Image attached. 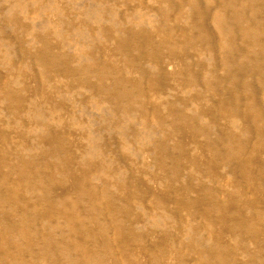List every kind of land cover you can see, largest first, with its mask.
Returning a JSON list of instances; mask_svg holds the SVG:
<instances>
[{
    "label": "rangeland",
    "instance_id": "obj_1",
    "mask_svg": "<svg viewBox=\"0 0 264 264\" xmlns=\"http://www.w3.org/2000/svg\"><path fill=\"white\" fill-rule=\"evenodd\" d=\"M177 1L0 0V263L200 264L204 260L217 264L220 255L226 264H257L260 259L264 264L263 107L245 106L251 87L238 91L241 79L225 87L230 80L222 78L218 57L223 47L236 57L234 64L242 65L241 74L246 73L242 78L251 79L260 104H264V71L240 60L219 34L225 24L214 14L222 1L229 0ZM254 1L248 0L246 7L237 0L231 7L250 19L253 7L264 0ZM250 28L255 30L256 24ZM253 38L250 35L247 42ZM248 55L253 56L252 63L257 61L255 54ZM252 71L256 73L251 75ZM237 93L242 97L237 104L243 120L236 126L229 97ZM220 98L229 101L219 106L223 110L214 104ZM213 115L219 116V131L230 137L222 140L223 145L215 144L216 151L210 147L214 131L208 121ZM208 131L210 137L203 133ZM223 146L235 149L219 155ZM239 146L242 150L236 152ZM60 199L63 204L56 203ZM230 213L250 222L248 234L235 240ZM4 221L15 225L16 236L1 224ZM209 232L212 239H207ZM46 238L52 244L44 253ZM201 241L207 243V258L201 257L205 247ZM63 246L70 248V255Z\"/></svg>",
    "mask_w": 264,
    "mask_h": 264
},
{
    "label": "bare ground",
    "instance_id": "obj_2",
    "mask_svg": "<svg viewBox=\"0 0 264 264\" xmlns=\"http://www.w3.org/2000/svg\"><path fill=\"white\" fill-rule=\"evenodd\" d=\"M56 1V0H55ZM177 1V0H176ZM189 1V0H188ZM220 1V0H219ZM222 1V0H221ZM220 1V2H221ZM225 1V0H224ZM241 1H244L245 3L244 4H246L247 2H248V0H241ZM249 1H253V2H255L254 0H249ZM257 1H259V0H256V3H257ZM169 2V1H168ZM179 1H177V3H178ZM186 1H184V3H185ZM262 2H264V1H261L260 2V4H257L256 6H254L253 7V13H251L252 14V16H251V18L249 19H245V18H243L242 17V15H241V11H240V9L238 10H236L235 8H233L232 9V7L231 6H233V5H235L236 3H237V0H229L228 1V3H224L223 1H222V3L223 4H221V6H220V8H219V10L214 14L215 15V17L216 18H214V19H217L218 17H221V18H219V19H222V24L221 25H223V23L225 24L224 25V30H222V28H221V30H222V32L220 33V31H219V34L221 35L222 34V38H223V40H225V41H223L224 43H225V45L227 46H225L226 48H231V49H233L235 52H236V56L238 55V58L240 59V60H242V61H247L249 64V67H250V65H251V67L252 66H255L254 68H256L257 69V71H258V69H259V71L261 70L262 72L264 71V62L262 61L261 62V55L263 54L264 55V3H262ZM240 3V2H239ZM169 4V3H168ZM194 4V3H193ZM197 4V3H196ZM213 4H214V2H213ZM182 5V4H181ZM201 5V4H200ZM217 5H218V3H217ZM167 6H169V5H167ZM175 6H177V8L176 9H178V4L176 5L175 4ZM183 6H185V4H183L182 5V8H183ZM252 6V5H251ZM190 7H192L193 8V6H191L190 5ZM198 7V6H197ZM237 7V6H236ZM246 7H247V4H246ZM95 8V7H94ZM180 8V7H179ZM200 7H198V9H199ZM245 8V7H244ZM204 9H205V7H204ZM214 9V8H213ZM215 9H216V7H215ZM232 9V10H231ZM206 10V9H205ZM210 10V9H209ZM90 11V10H89ZM169 11V10H168ZM192 11H194V10H192ZM196 11H197V9H196ZM195 11V12H196ZM201 11H203L202 9H201ZM212 11V10H211ZM231 11V12H230ZM178 12V11H177ZM190 12V11H189ZM189 12H188V17H194L193 15L192 16H189ZM195 12H192V13H194L195 14ZM206 12H208V11H206ZM205 12V13H206ZM252 12V11H251ZM103 13V12H102ZM162 13V12H161ZM199 14L201 13V12H198ZM202 13H204V12H202ZM201 13V14H202ZM209 13V12H208ZM208 13H206V15L208 14ZM212 13H214L213 11H212ZM211 13V14H212ZM250 13V12H249ZM198 14V15H199ZM177 15V14H176ZM180 15V14H179ZM178 15V16H179ZM197 15V16H198ZM204 15V14H203ZM165 16V15H164ZM200 16V15H199ZM101 17V16H100ZM162 17V16H161ZM173 17V16H172ZM196 17V16H195ZM201 17H203V16H201ZM205 17L206 16H204V19H205ZM108 18V17H107ZM165 18V17H164ZM185 18V17H184ZM188 19V18H187ZM195 19V18H194ZM192 20V21H195V20ZM230 19V20H229ZM95 20V19H94ZM190 20H191V18H190ZM199 20H200V17H199ZM198 21V20H197ZM196 21V22H197ZM201 21V20H200ZM203 21V20H202ZM205 21V20H204ZM216 22H217V20H215ZM105 22V21H104ZM175 22V21H174ZM179 22V21H178ZM178 22H176V25L178 26ZM199 22V21H198ZM218 22H220V21H218ZM185 23V22H184ZM187 23V22H186ZM251 23V24H250ZM256 24V29L255 30H253V29H251L250 27H252L253 26V24ZM102 23H100V25H101ZM140 24V23H139ZM188 24V23H187ZM193 23H191V25H192ZM198 24V23H197ZM219 25H220V23H218ZM175 25V24H174ZM174 25H170V27L171 26H173L174 27ZM188 25H190V23L188 24ZM200 25V24H199ZM204 25H205V22H204ZM176 26V27H177ZM185 26V25H184ZM172 27V28H173ZM201 27V26H200ZM218 27V26H217ZM223 27V26H222ZM255 27V26H254ZM250 28V29H249ZM71 29V28H70ZM130 29V28H129ZM175 29V28H174ZM183 29H185V28H183ZM219 29V28H218ZM119 30V29H118ZM125 30V29H124ZM123 30V31H124ZM186 30V29H185ZM185 30H184V32H185ZM127 31V30H126ZM129 31V30H128ZM128 31L127 32H125V34L124 35H122V37L123 36H125L126 35V33H128ZM134 31V30H133ZM198 31V30H197ZM200 31H202V32H205V29L204 28H201V30ZM208 31V33H209V29L208 30H206V32ZM119 31H117V33H118ZM174 32V31H173ZM83 33V32H82ZM130 33H131V31H130ZM169 33V32H168ZM175 33V32H174ZM173 33V34H174ZM183 33V32H182ZM181 33V34H182ZM193 33V32H192ZM198 33V32H197ZM102 34V33H101ZM132 34V33H131ZM134 34V33H133ZM136 34V33H135ZM187 34V33H186ZM186 34H185V36H182V37H187L186 36ZM211 34V33H210ZM235 34H237L238 35V39H237V37L235 36ZM120 35V34H119ZM128 35V34H127ZM137 35V34H136ZM169 35V34H168ZM171 35V34H170ZM194 35V34H193ZM199 35H201V34H199ZM250 35H252V36H254V38H253V41H248V42H250L249 44L250 45H248L247 43V40H249V36ZM87 36V35H86ZM103 36H104V34H103ZM107 36V35H106ZM117 36V35H116ZM143 36H145V35H143ZM213 36V35H212ZM102 37V36H101ZM121 37V36H120ZM126 37V36H125ZM125 37H124V39H125ZM129 37H131L130 35H129ZM133 37H134V35H133ZM132 37V38H133ZM136 37V36H135ZM193 37V36H192ZM199 37V36H198ZM200 37H202L201 39H203V37L204 36H200ZM205 37H206V35H205ZM105 38V37H104ZM115 38H117V37H115ZM114 38V39H115ZM137 38V37H136ZM135 38V39H136ZM165 38V37H164ZM175 38H177V37H175ZM194 38V37H193ZM212 38V37H211ZM211 38H209V39H211ZM94 39V38H93ZM118 39H119V37H118ZM117 39V40H118ZM123 39V38H122ZM121 38H120V40H122ZM124 39H123V42H125L124 41ZM127 39H129V38H127ZM127 39H125V40H127ZM137 39H139V37L137 38ZM150 39V38H149ZM160 39H161V37H160ZM170 39H171V37H170ZM216 39V38H215ZM235 39H237L238 40V42H237V40L235 41ZM134 39H132V41H133ZM141 40V39H140ZM143 40V39H142ZM147 40V39H146ZM157 40H159V39H157ZM175 41H176V39H174ZM194 40H195V38H194ZM214 40V39H213ZM119 41V40H118ZM132 41L130 40V42L132 43ZM134 41H137V40H134ZM169 41V40H168ZM172 41V40H171ZM197 41V40H196ZM199 41V40H198ZM130 42H128L129 44H130ZM151 42V41H150ZM203 42V41H202ZM220 42H222L221 41V39H220ZM223 42H222V44H223ZM247 42V43H246ZM122 43V41H120V43L119 44H121ZM126 43H127V41H126ZM125 43V44H126ZM127 43V44H128ZM138 43V42H137ZM137 43H135L134 45H136ZM153 43V42H152ZM159 43V42H158ZM190 43H191V41H190ZM190 43H185V46H187L186 44H189L190 45ZM192 43H193V40H192ZM210 43V42H209ZM214 43H216V42H214ZM218 43V42H217ZM174 44H175V42H174ZM177 44V43H176ZM202 44V43H201ZM200 44V45H201ZM206 44H208V43H206ZM211 44V43H210ZM210 44L208 45V46H210ZM44 45V44H43ZM117 45H118V43H117ZM124 45V44H123ZM138 45V44H137ZM136 45V46H137ZM143 45V44H142ZM142 45H141V47H142ZM162 46H163V44H161ZM165 45V44H164ZM220 45H221V43H220ZM127 46H129V45H127ZM126 46V47H127ZM132 46V44L130 45V47ZM146 46V45H145ZM149 45H147V47H148ZM207 46V47H208ZM214 45H212L211 47H213ZM45 47V46H44ZM47 47H48V45H47ZM146 47V48H147ZM161 47V46H160ZM159 47V48H160ZM174 47H175V45H174ZM191 47V46H190ZM220 47V46H219ZM50 48V47H49ZM118 48H120V47H118ZM129 48V47H128ZM145 48V49H146ZM155 48V47H154ZM187 48V47H186ZM194 48H196V47H194ZM52 49H54V48H52ZM133 49V48H132ZM138 49H140V48H138ZM142 49V48H141ZM140 49V50H141ZM209 49V50H208ZM207 50L210 52V47L208 48ZM214 50V47L213 48H211V50ZM217 49H220V48H217ZM216 49V50H217ZM223 51L220 53V54H222L221 56L219 55V57L218 58H221V61H218V62H222V68L221 69H223V73H224V76L222 77L223 79H228L229 78V80H230V85L228 84L227 86H225V87H228V86H230V87H232V85H233V82H234V80L236 79V78H239V79H241L242 81H240L241 83H240V85L239 86H241V89H240V87H238L239 89H237L238 91H244V92H246L247 91V89L249 88V87H251V91H250V94H248L247 95V97H246V102H244L245 103V106H251V107H254V105H255V103L256 104H258L259 105V108H261V106L263 107V109H262V111L264 112V104H260V102H261V100H260V102L259 101H257L256 99L258 98H256V96L254 95V93L255 92H257V91H254L255 89L251 86V84H250V80L248 81V79H246V78H242L243 77V75H244V77H245V74H241V72L242 73H244L243 71H242V68H240V67H242V65L241 66H237V64L235 65L234 63H236L237 62V60L234 58V56L232 57V56H229V54H227L226 52H225V50H227V49H225L224 47H223ZM47 50H49V49H47ZM118 51H119V49H117ZM122 50L124 51L125 49L124 48H122ZM122 50H120V51H122ZM150 50H152V49H150ZM189 50V49H188ZM248 50H249V52H248ZM40 51H41V49H40ZM55 51V50H54ZM130 51H131V48H130ZM129 51V52H130ZM139 51V50H138ZM142 51V50H141ZM147 51H149V50H147ZM153 51V50H152ZM218 51V50H217ZM50 52V51H49ZM48 52V53H49ZM133 52V51H132ZM137 52V51H136ZM253 53V54H255V56H254V59H255V57H256V60L257 61H255V63H252L251 62V59H249L250 57H253V56H250L249 58H248V56L250 55H248V53ZM47 53V54H48ZM54 53V52H53ZM121 53V52H120ZM131 53V52H130ZM129 53V54H130ZM138 53H140V52H138ZM142 54H143V51L141 52ZM140 53V54H141ZM145 53V52H144ZM189 53V52H188ZM192 53V52H191ZM212 53H214V51H212ZM217 53V52H216ZM229 53V52H228ZM55 54V53H54ZM58 53H56V55H57ZM124 54V53H123ZM44 55V54H43ZM51 55H52V53H51ZM139 55V54H138ZM156 55V54H155ZM190 55V54H189ZM234 55V54H233ZM262 55V56H263ZM54 56V55H53ZM126 56V55H125ZM125 56H123V57H125ZM145 56H146V54H145ZM157 57H159L158 56V54L156 55ZM213 56V58L215 57L214 56V54L212 55ZM37 57H38V55H37ZM131 56H129V58H130ZM138 57V56H137ZM140 57L142 58L143 56L142 55H140ZM150 57V56H149ZM192 57V56H191ZM40 58V57H39ZM38 58V59H39ZM53 59H55V57H52ZM60 58H62L61 56H60ZM93 58V57H92ZM133 58H135L134 56H133ZM212 58V59H213ZM217 58V57H216ZM264 58V57H263ZM94 59H95V57H94ZM126 59V58H125ZM131 59V58H130ZM153 59V58H152ZM193 59V58H192ZM92 60V59H91ZM98 60V59H97ZM136 60V59H135ZM149 60H150V58H149ZM96 61V60H95ZM127 61V60H126ZM139 61V60H138ZM151 61V60H150ZM158 61V60H157ZM191 61H193V60H191ZM242 61H239V62H242ZM90 62H92V67H93V61H90ZM89 62V63H90ZM246 62V63H247ZM253 62H254V60H253ZM38 63V62H37ZM61 63V62H60ZM97 63V62H96ZM149 62H147V64H148ZM152 63H153V61H152ZM160 63V62H159ZM158 63V64H159ZM191 63V62H190ZM246 63H244L243 62V66H244V64L245 65H247ZM91 64V63H90ZM105 64V63H104ZM155 64V63H154ZM161 64V63H160ZM89 65V64H88ZM138 65H139V63H138ZM141 65H142V63H141ZM149 65H150V63H149ZM153 65V64H152ZM163 65V64H162ZM162 65H159V66H162ZM186 65H187V63H186ZM190 65V64H189ZM188 65V66H189ZM192 65V64H191ZM83 66V68H85L86 70H87V65H86V67H84V65H82ZM96 66H98V64H95V67ZM57 67V66H56ZM65 67V66H64ZM68 67V66H67ZM81 67V66H80ZM104 66L102 65V68H103ZM106 67V66H105ZM154 67H157V68H159L158 66H154ZM193 67V66H192ZM238 67V68H237ZM247 67V66H246ZM259 67V68H258ZM263 67V68H262ZM58 68V67H57ZM78 68V67H77ZM77 68L75 69V70H77ZM141 68V67H140ZM156 68V69H157ZM161 68V67H160ZM203 68V67H202ZM220 68V67H219ZM80 69H82V68H80ZM96 69V68H95ZM104 69V68H103ZM107 69V68H106ZM105 69V70H106ZM138 69H139V67H138ZM137 69V70H138ZM147 69V68H146ZM161 69H163V68H161ZM189 69V68H188ZM193 69V68H192ZM192 69H190V70H192ZM245 69V68H244ZM248 68H246V70H247ZM66 70H67V68H66ZM88 70H91V69H88ZM93 71H95L94 69H92ZM98 70V69H97ZM144 70H145V68H144ZM143 70V72H145ZM252 70H253V68H252ZM255 70V69H254ZM82 71V70H81ZM99 71V70H98ZM103 71V70H102ZM108 71V70H107ZM110 71V70H109ZM108 71V72H109ZM147 71V70H146ZM258 71V72H259ZM260 71V72H261ZM96 72V71H95ZM106 71H104V73H105ZM112 72H113V69H112ZM158 72H160V71H158ZM162 72H163V70H162ZM247 72V71H246ZM79 73V72H78ZM91 73H92V71H91ZM145 73H147V72H145ZM222 73V74H223ZM249 73V72H248ZM254 73H256V72H253L252 71V73H251V75L252 74H254ZM76 74V73H75ZM74 74V75H75ZM90 74V73H89ZM95 74V73H94ZM109 74H111V73H109ZM139 74V73H138ZM142 74V73H141ZM141 74H140V76H141ZM144 74V73H143ZM159 74V73H158ZM162 73H160V75H161ZM188 74H189V72H188ZM103 75V74H102ZM148 76V73L147 74H145V76ZM167 75V74H166ZM190 75V74H189ZM194 75V74H193ZM250 74H249V76H251ZM106 76V77H105ZM105 76H103V77H105V78H107V77H109L108 75H105ZM112 76V75H111ZM114 77H115V75H113ZM112 76V77H113ZM117 76V75H116ZM139 76V77H140ZM145 76H143L142 75V77H144L143 79H145ZM150 76H151V74H150ZM156 76V75H155ZM221 76V75H220ZM263 76V75H262ZM73 77V76H72ZM80 77H82V76H80ZM97 77H98V72H97ZM100 77V76H99ZM102 77V78H103ZM111 77V78H112ZM113 77V79H116V78H114ZM157 77V76H156ZM158 77H160L159 75H158ZM157 77V78H158ZM198 77V76H197ZM253 77V81L256 79V78H254V76H252ZM257 77V76H256ZM259 77V76H258ZM258 77H257V79H258ZM261 77V76H260ZM79 78V77H78ZM77 78V79H78ZM161 78H162V76H161ZM191 78H193L192 77V75H191ZM196 78V77H195ZM248 78H251V77H248ZM79 79H81V78H79ZM83 79V78H82ZM81 79V80H82ZM95 79H96V76H95ZM120 79V78H119ZM149 79V78H148ZM219 79V78H218ZM97 80V79H96ZM103 80H105V79H103ZM102 79L101 80H99V81H103ZM107 80V79H106ZM105 80V81H106ZM117 81H118V79H116ZM140 80H142L141 79V77H140ZM190 80V79H189ZM262 81H264V79H261ZM261 80H260V84H261ZM83 81V80H82ZM108 81H109V79H108ZM121 81H123V80H121ZM197 81V79L196 80H193V82L195 83ZM220 81H222V80H220ZM224 81V80H223ZM228 81V80H227ZM253 81H251V82H253ZM257 81V80H256ZM259 81V80H258ZM87 82V81H86ZM86 82H84V83H86ZM111 82H112V80H111ZM145 82H146V80H145ZM191 82V80L190 81H188V83L189 84H191L190 83ZM89 83V82H88ZM101 83V82H100ZM103 83H107V82H104L103 81ZM103 83H101V84H103ZM109 83H110V81H109ZM115 83H117L116 81H115ZM115 83L114 84H110L112 87H113V85H115ZM127 83V82H126ZM257 83H259V82H257ZM100 84V85H101ZM123 84V83H122ZM187 84V83H186ZM198 84V83H197ZM252 84H254V83H252ZM256 84V83H255ZM88 85V84H87ZM86 85V86H87ZM91 85H93V87H94V84H91ZM99 85V84H98ZM150 84H149V82H148V87H150L149 86ZM185 85V84H184ZM258 85V84H257ZM84 86V85H83ZM82 86V87H83ZM89 86V85H88ZM101 86H103V85H101ZM107 86V85H106ZM111 86H110V88H111ZM117 86V85H116ZM116 86H114V88L116 87ZM187 86V85H186ZM189 86V85H188ZM90 87V86H89ZM88 87V88H89ZM118 87V86H117ZM123 87H124V85H123ZM122 87V88H123ZM131 87V86H130ZM193 86H191V88H192ZM195 87H197V85H195ZM255 87V86H254ZM120 88V87H119ZM187 88V87H186ZM189 88V87H188ZM194 88V87H193ZM259 89L260 87L258 86V87H256V89ZM82 89V88H81ZM90 89V88H89ZM88 89V90H89ZM128 89H129V86H128ZM131 89V88H130ZM133 89V88H132ZM185 89V88H184ZM254 89V90H253ZM92 90H94V88L92 89ZM91 90V91H92ZM137 90V89H136ZM7 91H9V90H7ZM95 91V90H94ZM96 91H97V89H96ZM95 91V92H96ZM109 91V89L107 90V92ZM123 91V90H122ZM122 91H121V94H122ZM192 91V90H191ZM197 91V90H196ZM226 91H227V89H226ZM94 92V93H95ZM110 92V91H109ZM108 92V94H110ZM139 92V91H138ZM224 92H225V90H224ZM224 92H223V94H224ZM243 92V93H244ZM260 92V91H259ZM97 93V92H96ZM101 93V92H100ZM112 93V95H113V92H111ZM117 93V91L114 93L115 95H118V93ZM231 93V92H230ZM233 93V92H232ZM238 93H240V92H238ZM234 94V95H232L231 94V96L229 97V101H230V104H229V101H227L228 99L226 98V99H218V101H216L214 104L216 105V108L217 109H219V110H223V109H221L219 106H221V104L224 102V103H226L227 105L229 104V105H231L232 103V105H231V108H230V115H231V120H232V123L233 124H235L236 126L237 125H241L240 124V122L243 120V118H241V115H239V105L237 104L241 99H240V97H241V95L240 94ZM106 94V93H105ZM120 93H119V95H121ZM138 95L140 94V93H137ZM144 94L145 93H143V94H141V95H143L144 96ZM219 94V93H218ZM218 94H216V95H218ZM220 94H221V92H220ZM226 94H227V92H226ZM229 94V93H228ZM264 94V93H263ZM123 95V94H122ZM129 94L127 93V96H128ZM146 95V94H145ZM239 95H240V97H239ZM258 95V94H257ZM262 95V94H261ZM109 96H111V95H109ZM108 96V97H109ZM126 96V97H127ZM246 96V95H245ZM107 97V96H106ZM117 97L118 96H116L115 98L117 99ZM125 97V98H126ZM148 97V96H147ZM114 98V97H113ZM120 98V97H119ZM132 98V97H131ZM137 98V97H136ZM136 98H135V100H136ZM149 98V97H148ZM216 98H218L217 96H216ZM242 98V97H241ZM245 98V97H244ZM107 99H109V101H110V98H107ZM123 99H124V97H123ZM111 100H113L112 98H111ZM115 100V99H114ZM119 100V99H118ZM122 100V99H121ZM131 100V99H130ZM129 101V100H128ZM142 101V100H141ZM114 102H117L116 100L114 101ZM120 102V101H119ZM137 102V101H136ZM140 102V101H139ZM138 102V103H139ZM259 102V103H258ZM118 103V102H117ZM116 103V104H117ZM125 103V102H124ZM115 104V103H114ZM186 104V103H185ZM125 106V105H124ZM250 107V108H251ZM125 109H126V107H124ZM104 110V109H103ZM105 111V110H104ZM115 111V110H114ZM102 113V112H101ZM203 113V112H202ZM221 114V113H220ZM102 115V114H101ZM198 115H201L200 113L198 114ZM217 115V114H216ZM219 115V114H218ZM222 115V114H221ZM214 116V115H213ZM211 117V118H209L210 120L208 121V123L210 124V127H211V131L213 130L214 131V138H213V140H211V149L213 150H215V146L216 145H219V144H221L222 143V145H223V141L224 142H227V141H229V139H230V137H229V135L226 133H224V134H222L220 131H219V127H218V120H217V118L219 119V116H214V117ZM102 117H105L104 115H102ZM195 117V116H194ZM216 117V118H215ZM9 118V117H8ZM13 118V117H12ZM16 118V117H15ZM263 118H264V116H263ZM9 119H11V118H9ZM103 119V118H102ZM195 120H197V118L195 119ZM12 121V120H11ZM96 121V120H95ZM98 121V120H97ZM10 122V121H9ZM34 122H35V120H34ZM41 123V122H40ZM201 123H203V122H201ZM200 124V123H199ZM205 124H207V123H205ZM208 125V124H207ZM218 127V128H217ZM239 127H241V126H239ZM205 130V129H204ZM207 131V130H206ZM239 131V130H238ZM241 131H242V128H241ZM204 134H205V136L206 137H210L211 136V132L210 131H208V132H203ZM212 134V135H213ZM260 139H262L261 137H260ZM223 140V141H222ZM263 142V141H262ZM216 144V145H215ZM215 145V146H214ZM158 146V145H157ZM161 146V145H160ZM261 147V146H260ZM218 148V147H217ZM264 148V147H263ZM210 149V148H209ZM234 149H235V147L233 148V147H227V146H223V147H221L219 150L221 151L220 153H219V155H221L222 153H229L231 150L232 151H234ZM218 150V149H217ZM237 151L236 152H240L241 150H242V147L241 146H239V147H237V149H236ZM19 151V150H18ZM211 151V150H210ZM216 151V150H215ZM160 152V151H159ZM8 153V152H7ZM214 152H212V154H213ZM14 154V153H13ZM12 156V155H11ZM14 156V155H13ZM19 155L17 154V157H18ZM13 158V157H12ZM17 160V159H16ZM212 160H214V159H212ZM220 160V159H219ZM219 160H218V162H219ZM203 161V160H202ZM215 161V160H214ZM221 161V160H220ZM226 161L228 162V163H231L232 162V158L231 157H227V159H226ZM14 162H16V161H14ZM18 162V161H17ZM196 162V161H195ZM207 163H208V161H206ZM199 163V162H198ZM207 163H206V166H207ZM249 163V162H248ZM17 164V163H16ZM53 165H54V163H52ZM196 164H197V162H196ZM202 164V163H201ZM210 164H211V162H210ZM219 165L221 164V163H218ZM15 165V164H14ZM194 165H195V163H194ZM205 165V164H204ZM204 165H202V166H204ZM209 165V164H208ZM210 166V165H209ZM16 167H18V166H16ZM239 167V164H235V168H238ZM13 168V167H12ZM262 168H264V166L262 167ZM15 169V168H14ZM205 170V169H204ZM231 171V170H230ZM233 171V170H232ZM231 171V172H232ZM234 172V171H233ZM204 174H205V172H204ZM30 175V174H29ZM29 175H28V177H29ZM25 178H27V177H25ZM28 180H30V179H28ZM1 181H3V180H1ZM28 183V182H27ZM28 185H29V183H28ZM32 185V184H31ZM31 187V186H30ZM32 187H34V186H32ZM39 188V187H38ZM48 188V187H47ZM28 189V188H27ZM33 189V188H32ZM36 188H34V190H35ZM29 190V189H28ZM37 190V189H36ZM40 190V189H39ZM45 190H48V189H45ZM41 191H44V190H41ZM35 192V191H34ZM38 192V191H37ZM36 192V193H37ZM44 192H47V191H44ZM49 192V191H48ZM42 193V192H41ZM50 193V192H49ZM30 194V193H29ZM50 194H52V192L50 193ZM49 194V195H50ZM37 195V194H36ZM40 195H42V194H40ZM39 196V195H38ZM43 196V195H42ZM41 196V197H42ZM45 196H43V198H44ZM253 197V196H252ZM38 198H40V197H38ZM42 198V199H43ZM48 198V197H47ZM37 199V197L35 196V200ZM41 199V198H40ZM45 200V199H44ZM52 200H54V199H52ZM255 200V199H254ZM37 201V200H36ZM56 201V203L58 202V201H60V203L62 202V204H63V201H62V199H60V200H55ZM262 201V200H261ZM264 201V200H263ZM40 202H42L43 203V201H40ZM35 202H33V204H34ZM259 203H260V200H259ZM35 204H38V203H35ZM34 204V205H35ZM58 204V203H57ZM61 204V205H62ZM212 204V203H211ZM219 204H221V203H219ZM55 205V204H54ZM37 206V205H36ZM59 206V205H58ZM213 206H214V204H213ZM212 206V207H213ZM215 206H217L216 204H215ZM215 206H214V209H213V211L215 210ZM224 206V205H223ZM255 206H256V203H255ZM254 206V207H255ZM259 206V205H258ZM194 207V206H193ZM198 207V206H197ZM221 206H219V208H220ZM262 207H263V205H262ZM194 208H196V207H194ZM193 208V209H194ZM222 208V207H221ZM224 208V207H223ZM256 210H258V209H256ZM219 210L217 209V212H218ZM221 211V210H220ZM219 213V212H218ZM228 213V212H227ZM221 214H223L224 215V212L223 213H221ZM231 214V213H230ZM237 214H238V212H237ZM257 216H258V213L256 214ZM260 215V214H259ZM262 215H264V214H262ZM238 216H239V214H238ZM240 216H241V214H240ZM81 217V216H80ZM258 217H260V216H258ZM215 218H218V216L217 217H215ZM231 218L232 219H234V220H231ZM220 219V218H219ZM218 219V220H219ZM231 220V222H228V221H230ZM230 220L229 219H227L226 221L228 222V223H232V225H234L235 227H236V234H235V236L234 237H236L235 238V240L237 239V237H243L245 234H248V232H246V228L248 227V223H250V222H246L247 220H237V218L235 217V216H233V214H231V216H230ZM3 221V220H2ZM25 220H19V222H24ZM46 221V220H45ZM221 221H223V220H221ZM261 221V220H260ZM47 222V221H46ZM49 222V221H48ZM47 222V223H48ZM258 222V221H257ZM26 223V222H25ZM259 223V222H258ZM1 224H4V225H6L7 226V229H8V231L11 233V235H12V233H13V235H15V230H14V227H15V225H13V224H11V223H6L5 224V221L3 222V223H1ZM21 224V223H20ZM43 224V223H42ZM50 224H51V221H50ZM50 224H48V225H50ZM54 224L55 223H52V225L53 226H51L52 228H54L53 229V231H51V232H54V230L56 231V227L54 226ZM57 224V223H56ZM61 224H62V222H61ZM260 224V223H259ZM264 224V223H263ZM27 225V224H26ZM255 225V224H254ZM3 226V225H2ZM24 226H25V224H24ZM190 226H192V225H190ZM190 226H189V228H190ZM259 226V225H258ZM4 227V226H3ZM6 228V227H5ZM43 228V225H42V227H41V229ZM49 229H50V227H49ZM196 229V228H195ZM51 230V229H50ZM50 230H48L49 232H50ZM7 231V232H8ZM42 231V230H41ZM41 231H39L40 233H41V235H42V232ZM8 232V233H9ZM50 232V233H51ZM46 233V231H44V233L43 234H45ZM49 233V234H50ZM210 233V232H209ZM56 234V233H55ZM55 234H53V236L55 235ZM211 235H208V237H207V239H212L213 238V234L212 233H210ZM39 235V234H38ZM47 235V234H46ZM51 235V234H50ZM16 236V235H15ZM43 236V235H42ZM59 236V235H58ZM57 236V237H58ZM61 236V235H60ZM209 236L211 237V238H209ZM5 237V236H4ZM9 237H11V236H8V238ZM17 237H18V235H17ZM1 238V237H0ZM12 238H13V236H12ZM16 237H14V239H15ZM56 238V237H55ZM61 238V240L63 241V239H64V237H63V239H62V237H60ZM201 239L203 238V237H200ZM205 238V237H204ZM203 238V240H205ZM17 239V238H16ZM15 239V240H16ZM47 239V238H46ZM58 240H59V237L57 238ZM198 239V238H197ZM196 239V240H197ZM10 240V239H9ZM45 239H43V242H44V244L46 245V244H48V246L46 247V246H43V248H44V253H45V251H47L45 248H50L51 249V244H52V240L51 239H47V240H45ZM195 240V241H196ZM6 241V240H5ZM13 241V240H12ZM200 241V240H199ZM38 242H41V240L40 241H38ZM201 242H204V241H201ZM207 242V241H206ZM209 242V241H208ZM210 242H211V240H210ZM209 242V243H210ZM214 242V241H213ZM199 243V242H198ZM205 243V242H204ZM203 243V244H204ZM9 244H11V243H9ZM40 244V243H39ZM38 244V245H39ZM57 244V243H56ZM196 244H197V241H196ZM200 244V243H199ZM202 244V243H201ZM206 244L207 243H205V247L203 248V253L201 254V257H208V256H210L209 254H207V253H209L208 252V249L206 248ZM211 244V243H210ZM4 246V245H3ZM41 246V245H40ZM203 246V245H202ZM209 246V245H208ZM10 247V246H9ZM3 249V248H2ZM9 249V248H8ZM8 249H7V251H8ZM69 249L70 248H68V247H66V246H63V250L65 251V252H67V254L68 255H70L71 253L70 252H68L69 251ZM42 250V247L40 248V251ZM211 252V251H210ZM41 253H42V251H41ZM212 253V252H211ZM67 254H65V255H67ZM219 254H221V252L219 253ZM224 254V253H223ZM223 254H221V256L223 255ZM18 255V254H17ZM229 255V254H228ZM214 256V255H213ZM42 257H43V255H42ZM62 257H64V256H62ZM72 257V256H71ZM75 257V256H74ZM23 258V257H22ZM33 258V257H32ZM58 258V257H57ZM60 258V257H59ZM225 258H226V256H225ZM61 259V258H60ZM65 259H66V257H65ZM70 259V258H69ZM199 259V258H198ZM14 260V259H13ZM25 260V259H24ZM33 261L35 260V259H32ZM42 260V259H41ZM73 260V263H75V258H73L72 259ZM215 260L216 261H218V263L217 264H226L225 263V260L223 259V257H220V255H219V260L218 259H216L215 258ZM257 260V259H256ZM261 260V259H260ZM259 260V261H260ZM7 261V260H6ZM17 261H19V260H17ZM38 261V260H37ZM36 261V262H37ZM55 261H56V258H55ZM66 261V263H67V261H68V259L67 260H65ZM258 261V263L259 264H261L260 262ZM4 262V260H2V263H0V264H4L3 263ZM39 262V261H38ZM37 262V263H38ZM57 263H58V261H56ZM69 262H70V264H72L71 263V261L69 260ZM200 262V264H208L207 262H205L204 260H201V261H199ZM227 262H229L228 261V259H227ZM256 262V261H255ZM20 263V262H19ZM26 263V262H25ZM55 263V262H54ZM63 263V262H62ZM212 263V262H211ZM215 263V262H214ZM254 263V262H253ZM257 263V264H258ZM263 263H264V261H263ZM28 264V263H27ZM76 264V263H75ZM78 264V263H77ZM213 264V263H212ZM250 264V263H249ZM252 264V263H251Z\"/></svg>",
    "mask_w": 264,
    "mask_h": 264
}]
</instances>
